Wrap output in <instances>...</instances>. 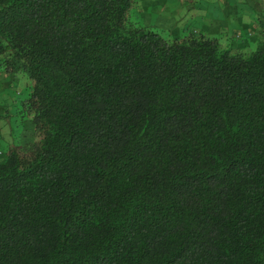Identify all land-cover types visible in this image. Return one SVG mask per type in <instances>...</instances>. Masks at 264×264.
Returning a JSON list of instances; mask_svg holds the SVG:
<instances>
[{
  "label": "trees",
  "instance_id": "obj_1",
  "mask_svg": "<svg viewBox=\"0 0 264 264\" xmlns=\"http://www.w3.org/2000/svg\"><path fill=\"white\" fill-rule=\"evenodd\" d=\"M141 1L0 0V264H264V17L241 50Z\"/></svg>",
  "mask_w": 264,
  "mask_h": 264
},
{
  "label": "rangeland",
  "instance_id": "obj_2",
  "mask_svg": "<svg viewBox=\"0 0 264 264\" xmlns=\"http://www.w3.org/2000/svg\"><path fill=\"white\" fill-rule=\"evenodd\" d=\"M179 1L142 0L135 14L144 24L164 27L174 37L188 32L195 34L204 33L209 36H217L221 39L222 45H224L226 40L232 43V40L235 39L232 37L236 34V37H240V35L241 37L240 39H235V41L233 40V42L241 50H248L256 42L258 19L264 17V0H182L186 2L184 6H180ZM167 3L168 5L165 7ZM233 7L240 8L241 21L228 18V14ZM214 21L223 22L225 25L224 30L218 28L207 29L209 23ZM242 24L254 26V28H249V34H240L244 30ZM0 76H3V74H0ZM19 79V87L21 89L18 88L19 82L16 81L17 83L14 86L4 90L5 95L3 97L0 96V110L2 111L0 114L6 111L9 112L7 116L6 114L0 116V131L2 135L0 136V149L5 148L4 144L6 142L4 138L8 141L11 140V144V131L16 132L18 130L17 102L15 103V101L23 90L24 94H27L29 82L28 77L25 75L19 76ZM3 80V78H0V86L3 85ZM22 80L24 85L21 83ZM26 135L29 141L31 134L26 133Z\"/></svg>",
  "mask_w": 264,
  "mask_h": 264
},
{
  "label": "crops",
  "instance_id": "obj_3",
  "mask_svg": "<svg viewBox=\"0 0 264 264\" xmlns=\"http://www.w3.org/2000/svg\"><path fill=\"white\" fill-rule=\"evenodd\" d=\"M185 1H182L180 0L179 1V5L180 6H184L185 5ZM168 3L165 5V7H167ZM239 10L240 8L239 7H233L231 8V11L229 12L228 14V18H233L235 20H238V21H241V18H240V13H239ZM256 26V25H255ZM224 23L223 22H219V21H214V22H210L209 25L207 26V29L211 30V29H214V28H218V29H222L224 30ZM242 27L244 28L243 32L240 33V34H249L250 33V29L249 28H254V26H248L247 24H242ZM236 31H239V30H236ZM2 74V73H0ZM0 78H3V85L0 86V91H1V95L3 97V95H5L4 93V90H6L7 88H11L12 86H14L17 82L16 80L17 79H14L15 77L12 76V77H9L5 74H3V76H0ZM0 112H2L0 110ZM5 112L1 113L0 116L4 115Z\"/></svg>",
  "mask_w": 264,
  "mask_h": 264
}]
</instances>
